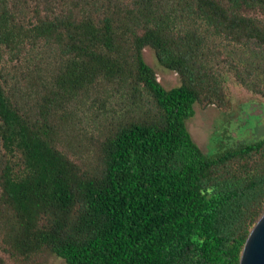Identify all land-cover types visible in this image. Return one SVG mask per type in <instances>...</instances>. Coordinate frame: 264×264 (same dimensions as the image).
Here are the masks:
<instances>
[{"label":"trees","instance_id":"1","mask_svg":"<svg viewBox=\"0 0 264 264\" xmlns=\"http://www.w3.org/2000/svg\"><path fill=\"white\" fill-rule=\"evenodd\" d=\"M146 48L179 86L159 83ZM229 80L264 99V0H0L3 250L239 264L264 212V138L206 154L186 125L196 103L223 105ZM113 102L86 170L64 114Z\"/></svg>","mask_w":264,"mask_h":264},{"label":"rangeland","instance_id":"2","mask_svg":"<svg viewBox=\"0 0 264 264\" xmlns=\"http://www.w3.org/2000/svg\"><path fill=\"white\" fill-rule=\"evenodd\" d=\"M109 2L106 0V4L113 7L121 0ZM143 57L154 69L157 80L165 89L180 85L179 75L163 67L152 49H144ZM224 97L221 107L215 104L205 106L196 103L194 116L186 122L192 139L206 154L240 141L254 142L264 138V99L231 80L225 84ZM112 107L120 110V106L115 102L108 103L107 110L102 116L99 113L102 111L88 103L84 106L81 104L80 111L73 116L64 114L66 126L71 124L64 135V148L72 159L86 170H92L97 163L95 147L102 136L104 123L106 124L111 117ZM72 122L74 130L71 129ZM3 247L0 238L2 264H64L61 258L49 253L29 260L14 257L5 252Z\"/></svg>","mask_w":264,"mask_h":264},{"label":"water","instance_id":"3","mask_svg":"<svg viewBox=\"0 0 264 264\" xmlns=\"http://www.w3.org/2000/svg\"><path fill=\"white\" fill-rule=\"evenodd\" d=\"M239 264H264V212L249 232Z\"/></svg>","mask_w":264,"mask_h":264}]
</instances>
